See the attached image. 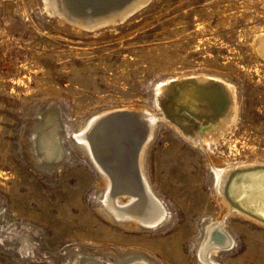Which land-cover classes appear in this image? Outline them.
<instances>
[{
  "label": "rangeland",
  "instance_id": "obj_1",
  "mask_svg": "<svg viewBox=\"0 0 264 264\" xmlns=\"http://www.w3.org/2000/svg\"><path fill=\"white\" fill-rule=\"evenodd\" d=\"M48 2L0 0V264H204L198 247L220 213L215 168L264 163V0H141L98 28H75ZM200 73L233 86L235 124L204 151L158 121L146 174L166 218L140 230L109 220L80 126L125 105L152 109L158 83ZM223 226L233 243L215 264H264V227L235 216Z\"/></svg>",
  "mask_w": 264,
  "mask_h": 264
},
{
  "label": "bare ground",
  "instance_id": "obj_2",
  "mask_svg": "<svg viewBox=\"0 0 264 264\" xmlns=\"http://www.w3.org/2000/svg\"><path fill=\"white\" fill-rule=\"evenodd\" d=\"M124 1L51 0V7L61 20H69L74 27L98 28L101 24L105 26L106 23L123 20L127 14L132 13L138 2L141 3V0H136L127 7L114 9ZM89 12L95 16L85 17ZM257 47L258 52L264 56V36L258 39ZM233 89L226 80L215 75L181 74L156 85L152 109L136 104L125 105L95 115L81 125L76 139L100 174L104 188L101 212L106 213L109 220H120L121 225L135 230L160 224L167 209L152 194L146 174L147 144L157 122L168 124L180 137L204 151L210 150L211 145L222 138L234 123L237 107ZM229 101L231 103L227 107ZM122 110H133L136 115L118 113L94 125L101 117ZM204 120L206 123L202 124ZM142 121L148 125L149 134L135 161L131 147L141 131ZM92 125L94 127L91 129ZM90 130L89 141L87 136ZM42 141L45 156H53L57 150L53 134L46 135ZM208 160L214 167L221 163L213 153L208 154ZM214 177L215 197L220 213L205 228L198 247V257L204 264H215L212 258L223 247L233 243L223 226L226 217H240L264 227V163L254 161L227 164L219 170L215 168ZM217 233L221 234L222 239L216 237ZM128 264L153 263L139 257Z\"/></svg>",
  "mask_w": 264,
  "mask_h": 264
},
{
  "label": "water",
  "instance_id": "obj_3",
  "mask_svg": "<svg viewBox=\"0 0 264 264\" xmlns=\"http://www.w3.org/2000/svg\"><path fill=\"white\" fill-rule=\"evenodd\" d=\"M105 11H107V10H105ZM190 81V80H189ZM129 113L131 116H134V115H136V113L135 112H133V110H122L121 112L119 111V112H113V113H111V114H107V115H105V116H103V117H101L100 119H98L96 122H95V124L94 125H96L98 122H100V121H102V120H104L105 118H108V117H110L111 115H114V114H118V113ZM191 118V117H190ZM194 118H197L196 116H194ZM131 120H134V119H131ZM142 123H143V125L142 124H140V127H141V125H142V127H141V131H140V133H139V135L137 136V138H136V140H135V143L132 145V147H131V151H132V153H133V155H134V160L135 161H137V158H138V153H139V151H140V148H141V146H142V144L145 142V140H146V138L148 137V134H149V127H148V125L146 124V123H144V121H142ZM202 124H205L206 123V120H204V121H202L201 122ZM94 125H92V127H91V129L94 127ZM91 132V130L89 131V133H88V136H87V138H88V140L90 141V133ZM93 154H94V152H93ZM111 188H112V185H111ZM125 192V191H124ZM122 193V192H121ZM126 193H128V192H126ZM146 199V198H145ZM216 237L218 238H221L222 239V236H221V234H216ZM218 238V239H219Z\"/></svg>",
  "mask_w": 264,
  "mask_h": 264
}]
</instances>
